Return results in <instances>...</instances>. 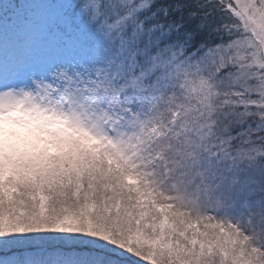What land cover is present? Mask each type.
Here are the masks:
<instances>
[{"label":"snow or ice","instance_id":"obj_1","mask_svg":"<svg viewBox=\"0 0 264 264\" xmlns=\"http://www.w3.org/2000/svg\"><path fill=\"white\" fill-rule=\"evenodd\" d=\"M148 6L150 0H0V96L31 91L88 101L119 131L148 133L173 163L214 185L245 236L260 232L264 0L177 4L180 43L173 51L135 72L134 33L121 39V62L109 61L100 38L114 39V30ZM205 32L218 42L189 52ZM43 238L70 247L64 264H108L115 255L95 248L98 240L86 233L7 230L0 231V264H31L20 246ZM259 246L264 251V240Z\"/></svg>","mask_w":264,"mask_h":264},{"label":"rangeland","instance_id":"obj_2","mask_svg":"<svg viewBox=\"0 0 264 264\" xmlns=\"http://www.w3.org/2000/svg\"><path fill=\"white\" fill-rule=\"evenodd\" d=\"M108 41V59L119 63L120 54L111 50L113 44ZM56 122L65 137L72 130L69 135L92 133L94 138L104 136L114 141L110 152L123 151L120 159L114 161L122 171L113 178L100 179V176L91 190L82 192V187H78L73 195L62 199L51 200L37 189L40 196L34 203L38 204L30 210L17 207L5 213L9 206L0 210V231L54 229L86 233L98 240L95 248L114 252L135 264H264V251L259 246L264 229L245 236L239 227V217L228 211L219 218L215 214L206 216L202 212L209 211L208 208L192 199H183L180 188L177 197L165 192L172 190L165 186L160 172L149 175L143 170H132L139 157L142 159L137 144L143 139L154 144L151 135L119 131L91 103L72 94L53 96L48 92L20 91L0 96V190L3 193L8 194L10 187H15L7 185L12 167H22L25 156L29 155V149L17 143L28 138L50 148L52 137L47 133L55 131ZM127 152L133 159L126 161ZM27 184L31 187L29 181ZM67 247L50 238L20 246L29 251L54 249L61 260L55 264L70 259L65 254Z\"/></svg>","mask_w":264,"mask_h":264},{"label":"trees","instance_id":"obj_3","mask_svg":"<svg viewBox=\"0 0 264 264\" xmlns=\"http://www.w3.org/2000/svg\"><path fill=\"white\" fill-rule=\"evenodd\" d=\"M195 2L196 0H150V6L136 9L128 17V20L113 31L114 39L111 40L113 44L111 50L118 51L120 54L121 39L128 41L135 33L136 39L131 43L134 48L140 50L137 53L135 72L140 71L142 66L151 63L152 57L173 51L174 46L180 43L181 16L179 12H176L173 18L172 13L177 4L193 5ZM200 3H203V0H200ZM169 5H172V8H169ZM188 10V8L182 9L184 12ZM120 14L127 15L126 12ZM120 14H117V18ZM204 42L217 43L218 40L209 37L207 32L202 33L197 42L188 48V51L191 52L196 44ZM100 43L110 49V42L104 40L103 37L100 38ZM105 66L98 65L101 68ZM74 97L76 96L74 95ZM59 122L62 124L60 120ZM65 126L66 124H63V127ZM54 130H49L47 133L52 137L50 148H43L40 143L35 144L28 138H23L17 143V145L29 149V155L25 156L22 167H12L10 170V179L7 185L14 184L15 187H10L8 194L0 190V210L8 206L9 209L5 213L17 207L21 209L26 207L30 210L38 204L34 203L40 196L37 195V189L41 195L51 200L62 199L73 195L78 187L79 189L82 187V192L91 190L94 187L91 185L100 179L113 178L122 171L114 161L120 159L123 151L110 152L114 141L104 138V136H95L96 138H94L92 133H88L86 136L82 132L69 135L72 130H69L68 136L65 137L62 135V127L58 126V122L55 123ZM137 145V152L142 159L139 157L136 165L131 166L132 170H143L145 174L149 175L160 172L163 174L161 180L164 181L166 187L170 186L172 190L165 191L168 194L177 197V191L180 188L184 194L183 199H192L199 205L207 207L209 211L202 213L209 217H213L212 215L215 214L216 218H219L221 213L227 212L231 207L225 203L222 194L217 191L214 185L197 179L189 170L173 163L163 150L159 147L154 148L148 139H143ZM124 155H127L126 161L133 159L129 157L128 152ZM18 165L20 164L14 163V166ZM100 176L102 178L98 179ZM28 181L31 183V187L27 184ZM50 195L54 196L49 197ZM212 208H217L213 209L214 213ZM262 239L264 240V234ZM21 251L23 258L30 261L31 264H55L61 261L59 255L54 254V249L37 248L29 251L21 248ZM70 251V247L65 248V254L68 256ZM108 264L135 263L115 254L108 259Z\"/></svg>","mask_w":264,"mask_h":264}]
</instances>
